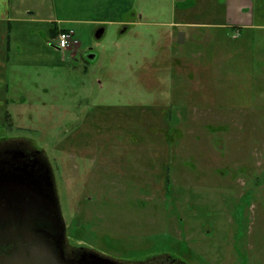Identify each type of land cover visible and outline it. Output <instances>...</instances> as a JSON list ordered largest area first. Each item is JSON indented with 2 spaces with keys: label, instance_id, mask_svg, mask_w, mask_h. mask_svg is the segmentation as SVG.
I'll use <instances>...</instances> for the list:
<instances>
[{
  "label": "rangeland",
  "instance_id": "rangeland-1",
  "mask_svg": "<svg viewBox=\"0 0 264 264\" xmlns=\"http://www.w3.org/2000/svg\"><path fill=\"white\" fill-rule=\"evenodd\" d=\"M21 2L80 38L0 62V144L43 152L67 251L264 264V29L235 36L219 0Z\"/></svg>",
  "mask_w": 264,
  "mask_h": 264
},
{
  "label": "water",
  "instance_id": "water-1",
  "mask_svg": "<svg viewBox=\"0 0 264 264\" xmlns=\"http://www.w3.org/2000/svg\"><path fill=\"white\" fill-rule=\"evenodd\" d=\"M103 32L104 29L100 28L95 34L96 37L101 38ZM184 34L185 32L179 34L180 43L184 42ZM3 176L0 179V181L4 180V183H0V191L19 194L17 198L20 200L23 211L24 203L28 198L33 199L37 207L43 203L50 204L55 214L49 215L41 211L10 214L2 210L0 215V264H62L52 248H49L45 240L46 235L41 234L42 231L47 235L56 233L64 238L65 228L58 212L56 194L53 192L54 196L51 197L46 193L53 183L51 181L43 183L40 177H34L32 174L28 177L8 173ZM93 259L97 264H117L109 258L93 257Z\"/></svg>",
  "mask_w": 264,
  "mask_h": 264
},
{
  "label": "crops",
  "instance_id": "crops-1",
  "mask_svg": "<svg viewBox=\"0 0 264 264\" xmlns=\"http://www.w3.org/2000/svg\"><path fill=\"white\" fill-rule=\"evenodd\" d=\"M19 1L20 2L18 3L17 14V11H14L12 0H0V53L2 54L0 62L2 61V56L7 55L9 58L8 62H11V66L18 68L19 54L23 52L25 54H30L29 52L32 48L31 42L34 39L33 45H41L40 50L45 55L43 58H41V61H39L38 57V63L41 66H44L50 58L52 59L53 51H58V49H56L55 43L50 44L52 48H47L46 45L42 42L39 43V41L36 40V32L41 30V33L43 35H45L46 37L50 36L49 38L54 39L57 38L59 32L65 29H59L58 27H55L54 25H52L54 23L51 21H44L43 19L36 18L35 13L28 12L27 17H23L22 13L19 11V6L21 5L28 7L29 4H24L23 2H21V0ZM219 1L220 7L223 8V24H225L224 26H226L227 28H237L241 32L244 29H264V0ZM183 6L188 5L183 4ZM138 21H141V19ZM45 22L47 23L45 25H42ZM121 22H128V20H123ZM97 23L101 26L100 28L104 29V34V26L106 21H98ZM180 24H189L191 26L194 25V23H189L188 21L184 20H181ZM54 34L56 37H54ZM76 38L78 39L79 37H77L76 35ZM6 48L8 52L5 51ZM62 51L69 52L68 50Z\"/></svg>",
  "mask_w": 264,
  "mask_h": 264
},
{
  "label": "flooded vegetation",
  "instance_id": "flooded-vegetation-1",
  "mask_svg": "<svg viewBox=\"0 0 264 264\" xmlns=\"http://www.w3.org/2000/svg\"><path fill=\"white\" fill-rule=\"evenodd\" d=\"M92 56L91 48L88 49L87 58ZM43 152L38 150L30 142L25 141H11L0 144V179H2L4 174H11L15 176L28 177V175H33L34 177H40L43 183H53L48 191V195L53 197L55 180L51 167L47 164L45 159L42 157ZM47 188V187H46ZM44 189V188H43ZM19 194H14V197H17ZM27 203L29 208L25 207L24 211L21 209L20 200L16 199L10 203L1 202L0 205V215L2 210H5V213H14V214H23L25 212H36L41 211L45 214L54 215L55 211L52 209L50 204L43 203L41 206L37 207L33 199L27 198ZM43 236L46 235V241L49 248L52 250L58 257V260L62 264H97L95 263L93 257L97 259H105L108 257L96 254L94 252H86L87 255H80L76 252L69 253L66 249L67 244L66 240L63 237H59L58 234L54 233L52 235H47L45 232H41ZM81 256V258H78ZM117 264H122L119 261H116L112 258H109ZM145 262V261H144ZM144 262H138L142 264Z\"/></svg>",
  "mask_w": 264,
  "mask_h": 264
},
{
  "label": "built area",
  "instance_id": "built-area-1",
  "mask_svg": "<svg viewBox=\"0 0 264 264\" xmlns=\"http://www.w3.org/2000/svg\"><path fill=\"white\" fill-rule=\"evenodd\" d=\"M75 34L73 31H67L60 33L59 39V46L62 49L69 48L73 43L77 42L74 40Z\"/></svg>",
  "mask_w": 264,
  "mask_h": 264
},
{
  "label": "bare ground",
  "instance_id": "bare-ground-1",
  "mask_svg": "<svg viewBox=\"0 0 264 264\" xmlns=\"http://www.w3.org/2000/svg\"><path fill=\"white\" fill-rule=\"evenodd\" d=\"M0 183H4V180H1ZM1 187V186H0ZM0 198H1V202H6V203H10L11 201H14V200H18L17 197H14V194L12 193H8V192H3V191H0ZM25 207H28L29 208V204L26 202L24 203ZM36 205V204H35Z\"/></svg>",
  "mask_w": 264,
  "mask_h": 264
},
{
  "label": "trees",
  "instance_id": "trees-1",
  "mask_svg": "<svg viewBox=\"0 0 264 264\" xmlns=\"http://www.w3.org/2000/svg\"><path fill=\"white\" fill-rule=\"evenodd\" d=\"M234 30H235V28H234Z\"/></svg>",
  "mask_w": 264,
  "mask_h": 264
}]
</instances>
